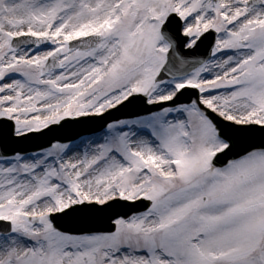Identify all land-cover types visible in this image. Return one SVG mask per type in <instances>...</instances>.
<instances>
[{
    "label": "snow or ice",
    "instance_id": "obj_1",
    "mask_svg": "<svg viewBox=\"0 0 264 264\" xmlns=\"http://www.w3.org/2000/svg\"><path fill=\"white\" fill-rule=\"evenodd\" d=\"M0 264H264V0H0Z\"/></svg>",
    "mask_w": 264,
    "mask_h": 264
}]
</instances>
